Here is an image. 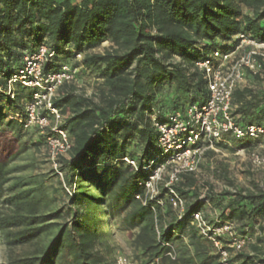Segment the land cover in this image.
<instances>
[{"label":"trees","instance_id":"obj_1","mask_svg":"<svg viewBox=\"0 0 264 264\" xmlns=\"http://www.w3.org/2000/svg\"><path fill=\"white\" fill-rule=\"evenodd\" d=\"M240 33L264 42V0H0V88L7 91L8 80L24 57L42 45L55 53L56 62L73 60L74 67L102 82L99 93L91 97L65 84L54 101L65 115L62 127L73 142L68 157L60 161L62 189L72 190L70 222L61 224V212L50 210L54 198L40 177H20L10 184V196L3 200L8 211L0 212V234L6 245L34 244L52 229L56 234L37 253L11 258L9 264H111L105 256L111 249L97 250L108 216L122 217V227L136 231L133 244L145 264L158 258L166 264H219L212 245L189 228V217L207 202L220 212L222 222L236 223L241 235L253 234L262 224V236L250 246L251 253L238 254L234 262L264 264L260 258L264 187L218 194L207 184L202 199L196 175L185 174L175 187L187 206L179 220L163 186L159 199L166 202L164 208L154 202L141 205L135 196L141 193L138 180L143 174L120 161L129 156L142 167L153 159L158 133L151 123L152 110L164 117L188 104L205 103L206 81L192 71L194 65L214 50L233 51L238 44L234 37ZM104 42L115 48L90 53ZM80 54L83 59L77 61ZM175 58L181 62L175 63ZM55 61L45 65V72L58 69ZM259 80L252 78L251 83ZM30 100L31 91L19 85L14 100L0 92V130L12 131L23 148L24 131L30 138L38 137L35 144L45 145L39 128L24 129L8 118V113L23 114ZM233 102L239 125H264V90L239 88ZM254 145L252 140L226 136L218 147L239 150ZM133 146L139 152L132 151ZM9 175L7 164L0 163V194L11 182ZM158 220L164 221L159 232ZM166 244L175 247V261L166 257Z\"/></svg>","mask_w":264,"mask_h":264},{"label":"built area","instance_id":"obj_2","mask_svg":"<svg viewBox=\"0 0 264 264\" xmlns=\"http://www.w3.org/2000/svg\"><path fill=\"white\" fill-rule=\"evenodd\" d=\"M234 40L238 44L233 51L224 53L214 50L194 65L192 71L200 72L206 81L209 96L205 103L188 104L183 110L168 113L164 117L157 109L152 110L151 123L158 133L157 151L153 159L142 167L129 156L120 160L133 171L143 174V178L138 180L141 193L135 196L143 206L154 202L164 208L166 202L159 199L163 186L168 193V204L177 219L182 220L187 210L186 201L175 187L182 182L183 175H196L205 153H218V144L224 142L226 136L254 141L255 146L248 152L249 162L255 169H264V125L241 126L233 116L236 90L246 87L252 78L264 80V42L242 33L235 36ZM83 56L78 55L77 61H81ZM55 59L53 51L46 45L40 46L34 53L24 57L22 66L8 80L7 91L0 88V92L14 100L17 85L31 91V100L25 104L24 113H8V118L18 121L24 129H40V133L45 136L51 168L64 184L60 161L68 157L73 142L68 131L62 127L65 115L54 106V101L63 85L78 82L80 68L70 63L56 62ZM54 61L59 65L58 69L45 72V65ZM174 62L181 61L175 58ZM245 151L239 149L237 154L246 156ZM67 191L71 194L69 189ZM261 225L255 226L253 234L241 235L236 223L222 222L220 212L210 205L189 217V228L195 229L201 238L212 245L219 264H235L234 258L255 245L258 237L262 236L259 230ZM156 230L159 232L158 225ZM184 239L188 240L187 237ZM166 246L169 249L166 257L175 261L178 257L175 247ZM116 264L132 263L127 257L120 256ZM151 264L166 263L158 258Z\"/></svg>","mask_w":264,"mask_h":264},{"label":"rangeland","instance_id":"obj_3","mask_svg":"<svg viewBox=\"0 0 264 264\" xmlns=\"http://www.w3.org/2000/svg\"><path fill=\"white\" fill-rule=\"evenodd\" d=\"M242 11L245 14H249L248 9L245 7H242ZM114 48L115 46L113 44L105 42L90 53H104ZM69 61L71 64L75 63L73 60ZM101 83V80L96 79L90 72L81 70L78 82L73 85L79 93L91 97L99 93L102 87ZM247 86L257 90H264V80L261 79L256 83L248 82ZM21 138L22 143H26V148L22 147V144L18 142L12 131L8 129L0 130V163L7 164L11 181L4 185L1 191L0 212L3 211L5 213L8 211L6 205H3V200L10 196L8 189L12 182L20 177L37 176L44 180V186L48 195L54 198V203L50 207V210L61 212V219L59 220L61 224L69 223V207L72 205L70 201L71 197L68 191H63V183L55 177L45 145L35 144L38 143V137L34 136L30 138V136L25 134V131ZM252 149L253 147L245 149L246 156H240L237 154V150L225 147H220L218 153L213 152L212 155L205 154L196 173L201 188V198H205L207 194V188H205L207 184L212 186L218 194L226 191L232 192L236 189L254 190L256 186L263 188L264 169H255L249 162L248 152ZM131 150L139 152V149L135 146ZM69 191L72 192V190ZM226 204L227 201L223 204V207H226ZM121 220L122 217L112 216L104 219L103 227L105 234L102 238V244L97 246V250L100 253H105V249H111L109 256L105 255L108 257V261H111V264H116L117 258L120 256L127 257L132 264H145L146 260L140 257L133 244L136 231L124 229ZM157 225L160 231L161 226H164V221H156ZM55 234L56 229H52V231L47 232L44 238L34 244L18 247H8L4 236L0 234V264H9L11 258L24 257L37 253ZM261 248L263 256L260 258L264 259V244H261ZM244 253L250 254L251 248L246 249ZM259 262L257 261V264H260Z\"/></svg>","mask_w":264,"mask_h":264},{"label":"crops","instance_id":"obj_4","mask_svg":"<svg viewBox=\"0 0 264 264\" xmlns=\"http://www.w3.org/2000/svg\"><path fill=\"white\" fill-rule=\"evenodd\" d=\"M207 205H209V203H207V204L204 206L203 209H205ZM184 240H185V239H184ZM185 241L188 242V240H185Z\"/></svg>","mask_w":264,"mask_h":264}]
</instances>
